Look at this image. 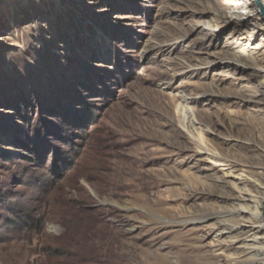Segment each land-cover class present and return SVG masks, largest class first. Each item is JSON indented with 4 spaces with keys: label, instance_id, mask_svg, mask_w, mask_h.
I'll return each instance as SVG.
<instances>
[{
    "label": "rangeland",
    "instance_id": "374dc122",
    "mask_svg": "<svg viewBox=\"0 0 264 264\" xmlns=\"http://www.w3.org/2000/svg\"><path fill=\"white\" fill-rule=\"evenodd\" d=\"M263 59L254 0H0V264H264L211 231L261 213Z\"/></svg>",
    "mask_w": 264,
    "mask_h": 264
},
{
    "label": "bare ground",
    "instance_id": "6f19581e",
    "mask_svg": "<svg viewBox=\"0 0 264 264\" xmlns=\"http://www.w3.org/2000/svg\"><path fill=\"white\" fill-rule=\"evenodd\" d=\"M254 2L258 6V3L255 0ZM260 2L264 7V0H260ZM231 6H233V4H231ZM239 46H240L239 43L232 39L230 42L226 43L225 48L229 51L234 52L229 55L235 58V57H238L235 54ZM242 56L245 57V59L247 60L248 54L246 52H244ZM242 56L237 58L238 61H242L241 60ZM252 61L256 62V59L253 58ZM255 72L258 76H260L261 71H255ZM260 85L262 88H264V81H262ZM246 150L251 151V152H256V149L253 146H246ZM235 168H237V166H235ZM242 181L248 184L253 183L254 186L256 187V184L250 179L243 178ZM257 205L260 206L259 202H257L255 198V195L253 194H249L246 191L234 194L231 198V211L229 213L235 215L238 218H243L244 220L240 222H233V223H228L226 220H219L213 224L211 231L213 232L215 236L217 235L218 237H221L226 234H232V233L237 234L238 236L230 243V246L233 249H235L236 252L238 253L246 252V248L249 245H251L253 249L257 250V252H259L258 251L259 248L257 247H259L258 244L261 240L260 228L258 226H255L253 223L249 221V220L258 219V218L262 219V210H261L262 201H261V207H260L261 213L257 212V208H258ZM262 227L264 230L263 220H262Z\"/></svg>",
    "mask_w": 264,
    "mask_h": 264
},
{
    "label": "water",
    "instance_id": "95a60500",
    "mask_svg": "<svg viewBox=\"0 0 264 264\" xmlns=\"http://www.w3.org/2000/svg\"><path fill=\"white\" fill-rule=\"evenodd\" d=\"M255 1L258 3V6H259L261 12L264 15V7L261 4L260 0H255ZM261 210H262V220H263V226H264V197H263V200H262V208H261Z\"/></svg>",
    "mask_w": 264,
    "mask_h": 264
}]
</instances>
